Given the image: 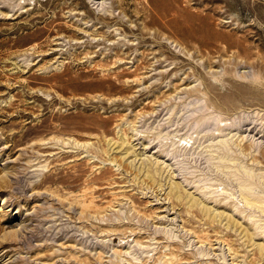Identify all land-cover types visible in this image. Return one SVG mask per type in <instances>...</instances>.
<instances>
[{"label":"rangeland","instance_id":"obj_1","mask_svg":"<svg viewBox=\"0 0 264 264\" xmlns=\"http://www.w3.org/2000/svg\"><path fill=\"white\" fill-rule=\"evenodd\" d=\"M0 264H264V0H0Z\"/></svg>","mask_w":264,"mask_h":264}]
</instances>
